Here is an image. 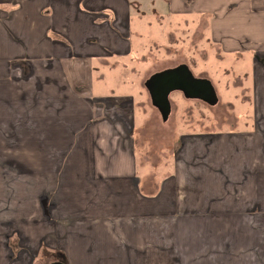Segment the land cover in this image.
<instances>
[{
    "label": "crops",
    "instance_id": "1",
    "mask_svg": "<svg viewBox=\"0 0 264 264\" xmlns=\"http://www.w3.org/2000/svg\"><path fill=\"white\" fill-rule=\"evenodd\" d=\"M168 24L249 55L252 112L154 181L126 74ZM54 262L264 264V0H0V264Z\"/></svg>",
    "mask_w": 264,
    "mask_h": 264
},
{
    "label": "rangeland",
    "instance_id": "2",
    "mask_svg": "<svg viewBox=\"0 0 264 264\" xmlns=\"http://www.w3.org/2000/svg\"><path fill=\"white\" fill-rule=\"evenodd\" d=\"M180 24L186 26L185 19ZM163 32L165 35L161 39L159 36L151 41H144V52L132 57V60L138 61L137 74L131 71L126 74L130 79L127 89L137 93V103L142 102L141 105H137L138 122H142L137 134L141 175L147 174L149 177L156 175L154 181L166 175V172L161 173L160 167L174 156L181 134L228 131L231 128L242 127L248 122L247 117L252 112V104L248 101L250 94L247 90L250 89L249 55L230 57L207 44V35L194 33L191 28L184 29V33L178 35L176 43L173 42L174 37H169L171 34L169 24ZM193 40L195 43L201 41V46L207 48V50L201 48L199 57L197 49L192 48ZM183 62L190 66L196 76L207 77L212 81L219 96V103L211 106L198 99H187L182 92L175 91L170 96L172 111L169 120L164 122L158 109L151 103L143 79L146 81L154 72ZM117 83L120 84L121 81ZM140 93L144 95L143 98ZM20 180L27 184L32 178Z\"/></svg>",
    "mask_w": 264,
    "mask_h": 264
},
{
    "label": "water",
    "instance_id": "3",
    "mask_svg": "<svg viewBox=\"0 0 264 264\" xmlns=\"http://www.w3.org/2000/svg\"><path fill=\"white\" fill-rule=\"evenodd\" d=\"M144 86L152 105L158 109L164 122L169 120L172 111L170 96L175 91L182 92L187 99H198L211 106L219 103V96L212 81L207 77L196 76L185 62L154 72L146 79Z\"/></svg>",
    "mask_w": 264,
    "mask_h": 264
}]
</instances>
